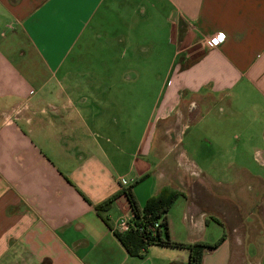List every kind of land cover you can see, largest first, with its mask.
Returning <instances> with one entry per match:
<instances>
[{
  "label": "crops",
  "instance_id": "obj_1",
  "mask_svg": "<svg viewBox=\"0 0 264 264\" xmlns=\"http://www.w3.org/2000/svg\"><path fill=\"white\" fill-rule=\"evenodd\" d=\"M254 149L264 161V0H0V264H188L184 247L127 252L125 194L111 227L100 217L130 185L141 208L185 192L167 214L174 241L226 227L202 264H251L264 255ZM227 172L256 193L232 201L193 176Z\"/></svg>",
  "mask_w": 264,
  "mask_h": 264
},
{
  "label": "trees",
  "instance_id": "obj_2",
  "mask_svg": "<svg viewBox=\"0 0 264 264\" xmlns=\"http://www.w3.org/2000/svg\"><path fill=\"white\" fill-rule=\"evenodd\" d=\"M142 180L143 178L137 180L136 183ZM133 187L134 185L125 187L109 199L96 205L100 217L111 227L106 212L111 209L113 203L121 194L127 196L133 212V222L138 227H132L125 232L114 230V234L130 255L142 257L152 245L184 247L189 250L188 264H202L205 250L208 248H217L226 239L227 234L224 233L213 243L195 242L186 244L174 241L170 235L167 214L176 200L180 196L185 195V192L180 189L165 186L158 194L151 196L145 207L141 208L134 196Z\"/></svg>",
  "mask_w": 264,
  "mask_h": 264
},
{
  "label": "rangeland",
  "instance_id": "obj_3",
  "mask_svg": "<svg viewBox=\"0 0 264 264\" xmlns=\"http://www.w3.org/2000/svg\"><path fill=\"white\" fill-rule=\"evenodd\" d=\"M141 71L143 72L144 69H141ZM159 86H160V83H158V88H159ZM151 93H152V96L150 98L153 101L154 100V95L157 92L156 91L154 92V90H151ZM191 127L192 128L188 131V134L185 137V143L187 141H189L190 139H194V137H195V139L197 138L196 126L192 125ZM238 150L240 151V153L243 152L242 154L245 155L243 149H238ZM255 151H256V149H254L252 151V153H249V155L247 154V156H248L247 158H250L249 156L253 157L254 154H256ZM259 155L256 154V158L258 159V161H261V163H264L263 159H260ZM194 156H196V158H197L195 160V158L192 157L194 162L198 161L197 155H194ZM240 157H242V156H238V159ZM241 162H245V160L242 159ZM239 165H240V163H237V166H239ZM238 169H240V168H238ZM228 174H229V176H231V179H229ZM232 174H234V173H232V172L228 173L227 172V175H226L227 177L224 176V173H221L219 175L212 174L213 177H211V179L208 180V181L207 180L204 181V180L200 179L201 176L197 177L196 174H194L193 176H194L195 179L199 178L198 179V180H200L199 181V188L202 189L203 191H208L209 189H215L216 191H220L222 196L230 197V199L232 201H235V200L238 201V198L245 199L243 197H246V195H243V194L248 193L250 189H252L250 191L253 194L256 193V183L255 182L254 183L253 182H245V180H243V179H240L239 181H236V180L232 179V176H233ZM142 181H144V179ZM195 185H198V184H195ZM195 185H193V186H195ZM186 188L189 191L193 190L190 181L187 182V186L185 187V189ZM233 195H236L237 197H234ZM237 201H236V203H237ZM248 210L250 211V209H248ZM256 214H258V212ZM242 216L244 217L245 220H249V218H250L249 215H245L244 214ZM225 231L227 232L226 227L222 226L220 223H218L217 221L212 219L211 222H210V227L208 228V231H207V236L214 239V238H217L219 236L221 237ZM259 253L260 254H258V255L251 256L252 259L255 260V261H251L250 260L251 264H264V255L263 256L261 255V248H260V252ZM250 261H249V263H250ZM242 262H244V261H242Z\"/></svg>",
  "mask_w": 264,
  "mask_h": 264
},
{
  "label": "built area",
  "instance_id": "obj_4",
  "mask_svg": "<svg viewBox=\"0 0 264 264\" xmlns=\"http://www.w3.org/2000/svg\"><path fill=\"white\" fill-rule=\"evenodd\" d=\"M223 37L222 39L220 37ZM225 39V36L222 34H219L215 37H212L209 39V44L213 47H217L219 46ZM137 228L138 226L136 224H134L133 222V216L131 219H127V218H122L118 224V230L119 232H125L128 231L130 228ZM140 229H142V227H140Z\"/></svg>",
  "mask_w": 264,
  "mask_h": 264
},
{
  "label": "snow or ice",
  "instance_id": "obj_5",
  "mask_svg": "<svg viewBox=\"0 0 264 264\" xmlns=\"http://www.w3.org/2000/svg\"><path fill=\"white\" fill-rule=\"evenodd\" d=\"M220 38L222 39L223 37L221 36Z\"/></svg>",
  "mask_w": 264,
  "mask_h": 264
}]
</instances>
